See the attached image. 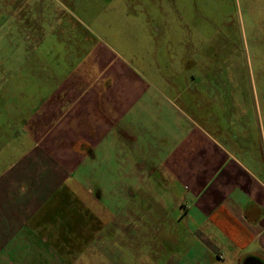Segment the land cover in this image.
I'll use <instances>...</instances> for the list:
<instances>
[{
  "label": "crops",
  "instance_id": "1",
  "mask_svg": "<svg viewBox=\"0 0 264 264\" xmlns=\"http://www.w3.org/2000/svg\"><path fill=\"white\" fill-rule=\"evenodd\" d=\"M32 54L25 65L46 69L34 89L9 87L17 114L0 135V264L264 263V123L257 146L242 118L221 141L180 107L143 100L142 86L118 85L116 55L58 79L56 62ZM164 107L186 120L168 138ZM137 195L142 227L119 204Z\"/></svg>",
  "mask_w": 264,
  "mask_h": 264
},
{
  "label": "rangeland",
  "instance_id": "2",
  "mask_svg": "<svg viewBox=\"0 0 264 264\" xmlns=\"http://www.w3.org/2000/svg\"><path fill=\"white\" fill-rule=\"evenodd\" d=\"M32 49L49 65L56 62L58 71L49 69L58 79L64 67L93 72V61L105 64L104 55L108 61L116 55L127 70L118 85L142 86L143 100L180 107L221 141L228 130L238 132L240 126L229 125L242 118L253 145L259 143L264 0H0V135L8 134L6 118H16L17 109H7V103L18 105L17 86L34 89L46 69L25 65ZM164 110L162 132L168 138L174 121L186 120L171 107ZM117 174L130 179L123 177L127 172ZM132 201L119 204L142 227L146 206L140 195ZM158 220H148V227Z\"/></svg>",
  "mask_w": 264,
  "mask_h": 264
},
{
  "label": "trees",
  "instance_id": "3",
  "mask_svg": "<svg viewBox=\"0 0 264 264\" xmlns=\"http://www.w3.org/2000/svg\"><path fill=\"white\" fill-rule=\"evenodd\" d=\"M242 264H264V263L254 257H246L243 260Z\"/></svg>",
  "mask_w": 264,
  "mask_h": 264
}]
</instances>
